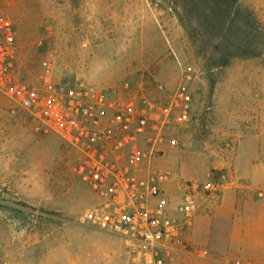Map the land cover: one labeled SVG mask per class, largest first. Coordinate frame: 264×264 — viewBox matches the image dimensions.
<instances>
[{
	"label": "rangeland",
	"instance_id": "obj_1",
	"mask_svg": "<svg viewBox=\"0 0 264 264\" xmlns=\"http://www.w3.org/2000/svg\"><path fill=\"white\" fill-rule=\"evenodd\" d=\"M0 18L13 32L11 85L0 86V264H142L125 239L79 224L105 199L72 170L82 151L23 105L33 93L59 113L100 94L149 113L133 174L170 176L174 216L190 183L177 178L185 151L212 159L208 180L191 182L222 190L197 194L166 264H264V0H0ZM231 190L235 214L216 217Z\"/></svg>",
	"mask_w": 264,
	"mask_h": 264
},
{
	"label": "built area",
	"instance_id": "obj_2",
	"mask_svg": "<svg viewBox=\"0 0 264 264\" xmlns=\"http://www.w3.org/2000/svg\"><path fill=\"white\" fill-rule=\"evenodd\" d=\"M12 37L11 24L0 18L1 87L11 85L6 54ZM22 103L28 109L35 108L34 114L46 126L82 151L72 170L105 199L87 209L79 217V224L125 239L142 264H166L163 255L173 250L168 244L181 241L183 231L193 224L199 209L197 194L201 190L215 194L222 190L217 181L203 185L189 181L191 184L181 187L180 215L174 216L162 189L170 176L149 172L139 179L133 174L147 156L140 150L138 139L146 130L149 113H135L132 104L125 111L120 105H107L101 94L96 101L85 102L81 110L78 104L72 105L71 113H59L51 100L44 104L35 93L23 96ZM108 108L115 112L107 113ZM154 199H158L156 204Z\"/></svg>",
	"mask_w": 264,
	"mask_h": 264
},
{
	"label": "crops",
	"instance_id": "obj_3",
	"mask_svg": "<svg viewBox=\"0 0 264 264\" xmlns=\"http://www.w3.org/2000/svg\"><path fill=\"white\" fill-rule=\"evenodd\" d=\"M216 168L214 162L209 157L197 152H187L183 154V163L180 167L177 178L186 181L205 182L210 177V171ZM167 190L170 184L166 186ZM175 189V188H174ZM168 192V191H167ZM235 191H227L224 195V200L218 208L215 216L223 219H232L236 211V195Z\"/></svg>",
	"mask_w": 264,
	"mask_h": 264
}]
</instances>
